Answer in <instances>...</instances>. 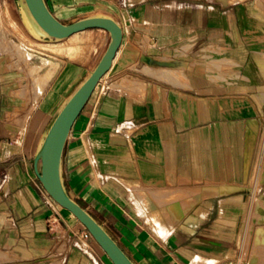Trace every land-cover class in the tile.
Segmentation results:
<instances>
[{"label":"crops","instance_id":"1","mask_svg":"<svg viewBox=\"0 0 264 264\" xmlns=\"http://www.w3.org/2000/svg\"><path fill=\"white\" fill-rule=\"evenodd\" d=\"M18 1L0 0V14H10L0 25V264H109L45 190L35 156L110 34L75 33H88L95 50L53 55L51 67L28 44L23 58L21 37L2 33L22 20ZM46 2L62 22L104 15L123 30L66 142L71 197L136 264H250L257 191H264L263 2Z\"/></svg>","mask_w":264,"mask_h":264},{"label":"water","instance_id":"2","mask_svg":"<svg viewBox=\"0 0 264 264\" xmlns=\"http://www.w3.org/2000/svg\"><path fill=\"white\" fill-rule=\"evenodd\" d=\"M18 8L26 28L39 41L58 42L91 28H102L110 34V42L96 66L66 100L46 129L36 152L35 167L37 177L48 194L56 203L74 213L114 264H136L103 224L71 197L62 173L64 149L72 126L101 78L110 70L122 42V27L114 18L104 15L71 23L62 22L52 13L46 0H19Z\"/></svg>","mask_w":264,"mask_h":264},{"label":"rangeland","instance_id":"3","mask_svg":"<svg viewBox=\"0 0 264 264\" xmlns=\"http://www.w3.org/2000/svg\"><path fill=\"white\" fill-rule=\"evenodd\" d=\"M261 1L264 4V0H261ZM263 7H264V5H263ZM2 17L4 18V21H1V20H3ZM18 17H19V14H18ZM8 21H10V14H9V12L8 11L2 12L0 14V25H4ZM23 24L24 23L22 22V20L19 17L17 23H14V22L12 23V25H11L12 31H10V29H8V28H5V29L3 28L2 29V33H4V35H6V37H7V35H9L11 32H13L14 34H16L19 37H21V41H20V43H18V45L22 49L21 52H18V54H20V56H22L23 58H26L25 56H27L28 54L25 53V51H26L27 44H28L29 47L27 48V50L29 52H32V54H37L38 56L39 55L40 56L42 55L44 57H48L49 58V61L48 62H49V66L50 67L52 66V60H51V58H53V55L56 56V55L59 54L60 56H65L66 59H67V57H69V58H77L81 53H83V52L84 53L93 52L95 50V48H96L95 44L89 43L88 33H79V34H77V35H75L73 37H70L68 39H65V40H62V41H58L56 45H53V44L42 45V44L39 43V41L35 37H33L28 32L26 26L23 25ZM22 30H25L27 32V36L29 38L25 36V34H24V32ZM42 52L46 53V55H43ZM25 54H27V55H25ZM262 68L264 69V65L262 66ZM263 158H264V156H263ZM258 182L260 184H264L263 182H261L259 180V177H258ZM257 193H258V197H257L258 200H257V202H259L258 203V206H257V210H258V208L261 205L264 206V196H263L264 191H259L258 190ZM260 195H262V197ZM262 199H263V201H262ZM57 206H58V204H57ZM257 218L258 217L256 215H254L252 225L253 226L256 225V226L251 229V234H250L251 240L253 238V235L255 236V231H254L255 228L259 226V223L257 221L258 220ZM78 223L81 226V228H83V229L85 228V226L81 222H78ZM259 228L260 227H258V229ZM258 229H257V231H258ZM92 239L94 240V238H92ZM85 245H86V243H85ZM96 246L104 254L106 261L109 264H113L111 262L110 258L108 257V255L105 253V251L101 248V246L97 242H96ZM253 246H254L253 247V255H256L257 257H259V255H258L259 253L258 252H260L261 259H262V261H264V246L263 245L260 246V244H258V243H254ZM249 252H250V249H248V253H247V255H246L245 258H248ZM243 264H247V263H243Z\"/></svg>","mask_w":264,"mask_h":264},{"label":"bare ground","instance_id":"4","mask_svg":"<svg viewBox=\"0 0 264 264\" xmlns=\"http://www.w3.org/2000/svg\"><path fill=\"white\" fill-rule=\"evenodd\" d=\"M264 9V8H263ZM7 15V14H6ZM2 19L3 20H1V21H4V18L2 17ZM8 19V18H7ZM4 24V23H3ZM24 25V24H23ZM25 27V26H24ZM39 42H43V41H39ZM22 43V42H21ZM49 43H57V42H49ZM22 47V46H21ZM24 51V50H23ZM99 84V83H98ZM98 86V85H97ZM96 86V87H97ZM96 89V88H95ZM95 91V90H94ZM262 170H261V173H260V176H259V180L261 181V182H263L264 183V158H263V160H262ZM202 196V195H201ZM263 196H264V194H263ZM261 197H262V195H261ZM262 201H263V199H262ZM261 202V201H260ZM60 205V204H59ZM61 206V205H60ZM63 207V206H62ZM63 208H65V207H63ZM65 209H67V208H65ZM68 211H70V213L74 216V218H76V219H78L75 215H74V213L71 211V210H69V209H67ZM257 214H258V223H259V226L258 227H260L259 229H258V227H256L255 228V236H254V243H258V244H260V246L261 245H263L264 246V206H260L259 208H258V210H257ZM257 223V224H258ZM257 229H258V231H257ZM243 238V237H242ZM109 257V256H108ZM110 258V257H109ZM259 257H257L256 255H252V257H251V259L249 260L250 261V263L251 264H258V262H259ZM112 261V260H111ZM201 261V260H200ZM208 261V260H207ZM113 262V261H112ZM212 262V261H211ZM114 264V263H113ZM203 264V263H202ZM213 264V263H212Z\"/></svg>","mask_w":264,"mask_h":264},{"label":"built area","instance_id":"5","mask_svg":"<svg viewBox=\"0 0 264 264\" xmlns=\"http://www.w3.org/2000/svg\"><path fill=\"white\" fill-rule=\"evenodd\" d=\"M82 237H83L85 240H88V239H90V238H93L92 235H91V233H90L86 228H84V229L82 230Z\"/></svg>","mask_w":264,"mask_h":264}]
</instances>
